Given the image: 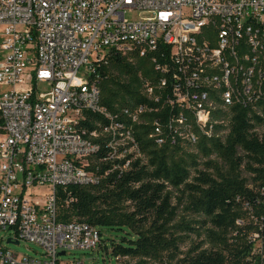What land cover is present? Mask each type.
<instances>
[{
	"label": "built area",
	"instance_id": "built-area-1",
	"mask_svg": "<svg viewBox=\"0 0 264 264\" xmlns=\"http://www.w3.org/2000/svg\"><path fill=\"white\" fill-rule=\"evenodd\" d=\"M0 38V232L43 249L35 259L0 247V264H84L63 258L97 250L102 234L59 222L58 189L128 171L142 159L137 125L158 146H195L225 140L234 108L264 105V0H0ZM113 55L149 61L146 103L102 104L98 69ZM250 239L264 264V224Z\"/></svg>",
	"mask_w": 264,
	"mask_h": 264
},
{
	"label": "trees",
	"instance_id": "trees-1",
	"mask_svg": "<svg viewBox=\"0 0 264 264\" xmlns=\"http://www.w3.org/2000/svg\"><path fill=\"white\" fill-rule=\"evenodd\" d=\"M153 74L147 59L113 55L98 69L102 104L117 113L146 103L142 81ZM233 113L225 140L201 137L195 146L181 140L158 146L148 139L152 127L137 125L142 159L98 186L59 188V222L126 233L112 245L121 264H259L250 237L264 224V105L260 115Z\"/></svg>",
	"mask_w": 264,
	"mask_h": 264
},
{
	"label": "rangeland",
	"instance_id": "rangeland-1",
	"mask_svg": "<svg viewBox=\"0 0 264 264\" xmlns=\"http://www.w3.org/2000/svg\"><path fill=\"white\" fill-rule=\"evenodd\" d=\"M127 18L131 21H138L142 18H146L141 12H130ZM1 44V38H0ZM1 55V54H0ZM5 56L0 58L3 61ZM79 78L82 82H86L89 76L86 69H82L79 73ZM41 91H45V87H41ZM40 194L47 193L46 189H40L38 191ZM126 233L116 232L107 229L102 230V247H98L95 251H74L63 258L65 262L73 261L74 259L81 260L84 264H119L116 260V256L112 254V245L121 243V239ZM10 231L0 232V247H5L17 256H28L35 259H43V249L35 244L29 242H21L20 245L7 244L6 240L9 237ZM196 239L193 238V241ZM196 240V242L202 241ZM208 246L206 245L205 248ZM189 248V244L184 248V250Z\"/></svg>",
	"mask_w": 264,
	"mask_h": 264
},
{
	"label": "water",
	"instance_id": "water-1",
	"mask_svg": "<svg viewBox=\"0 0 264 264\" xmlns=\"http://www.w3.org/2000/svg\"><path fill=\"white\" fill-rule=\"evenodd\" d=\"M8 244H12V245H14V244H17V243H14V242H12L11 240H8ZM61 255H64V253H61Z\"/></svg>",
	"mask_w": 264,
	"mask_h": 264
}]
</instances>
